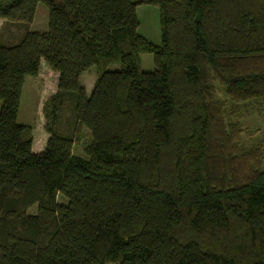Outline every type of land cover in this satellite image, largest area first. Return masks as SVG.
<instances>
[{
	"label": "trees",
	"instance_id": "trees-1",
	"mask_svg": "<svg viewBox=\"0 0 264 264\" xmlns=\"http://www.w3.org/2000/svg\"><path fill=\"white\" fill-rule=\"evenodd\" d=\"M39 1L48 28L29 30ZM0 18L24 24L0 42V264H264V0H0ZM42 58L57 81L34 152L17 112Z\"/></svg>",
	"mask_w": 264,
	"mask_h": 264
},
{
	"label": "rangeland",
	"instance_id": "rangeland-1",
	"mask_svg": "<svg viewBox=\"0 0 264 264\" xmlns=\"http://www.w3.org/2000/svg\"><path fill=\"white\" fill-rule=\"evenodd\" d=\"M136 16L139 20L137 27L138 34L145 37L155 45L161 44V30L159 22V8L154 4H138L135 8ZM24 24L4 18H0V42H15L24 30ZM48 28V7L42 1L36 4L33 21L29 25V30H47ZM141 68L144 71H151L154 69V56L152 53L140 54ZM119 62L110 63L107 68L109 70L119 69ZM96 77V66L91 65L80 75L81 81H85L88 91L91 90ZM57 73L53 71L41 59L39 72L36 76L26 75L19 99V108L17 112V122L26 124L32 127L33 135V149L41 150V143L47 138V133L43 128L44 118L42 114V106L48 96L56 89ZM91 81V82H90ZM1 103V101H0ZM228 107L231 106L229 102H225ZM243 120L244 129L252 131L256 128L263 127L261 119L257 114H251ZM243 140L246 143L245 138ZM91 141V134L87 127L82 129V138L73 147L74 154L86 158L84 146ZM40 145V146H39ZM66 201L64 197H58V201ZM37 206L33 205L28 209L29 212L36 211Z\"/></svg>",
	"mask_w": 264,
	"mask_h": 264
},
{
	"label": "crops",
	"instance_id": "crops-1",
	"mask_svg": "<svg viewBox=\"0 0 264 264\" xmlns=\"http://www.w3.org/2000/svg\"><path fill=\"white\" fill-rule=\"evenodd\" d=\"M90 82H91V81H90ZM82 83L84 84L86 91L89 92L88 89H87V87H86V85H85V81H84V82L82 81ZM46 139H47V138H46ZM45 141H46V140H45ZM33 144H34V142L32 143V150H33L34 152H39V151H41V150L43 149L44 145H45L44 142L41 143V144H42V145H41V147H42L41 150H36V151H35V150L33 149ZM39 146H40V145H39Z\"/></svg>",
	"mask_w": 264,
	"mask_h": 264
}]
</instances>
